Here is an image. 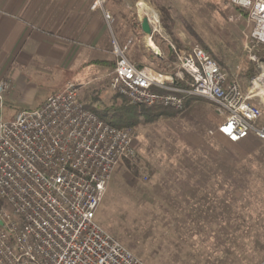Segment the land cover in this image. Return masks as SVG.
I'll return each instance as SVG.
<instances>
[{
	"label": "rangeland",
	"instance_id": "rangeland-1",
	"mask_svg": "<svg viewBox=\"0 0 264 264\" xmlns=\"http://www.w3.org/2000/svg\"><path fill=\"white\" fill-rule=\"evenodd\" d=\"M111 3H133L140 19L157 12L161 27L153 41L165 54L168 45L176 53L209 44L230 81L264 112V47L252 41L253 23L231 0ZM147 53L150 65L161 70ZM252 65L258 72L248 80L244 73ZM112 68L68 75V83L82 85L84 103L107 122L119 114L113 108L119 98L110 89ZM178 72L176 60L163 73ZM6 95L0 120H8L14 106L6 104ZM194 103L195 109L151 122L144 118L132 129L137 156L115 170L97 220L147 264H263L264 140L251 135L231 142L217 130L223 120L217 108L199 97Z\"/></svg>",
	"mask_w": 264,
	"mask_h": 264
},
{
	"label": "built area",
	"instance_id": "built-area-1",
	"mask_svg": "<svg viewBox=\"0 0 264 264\" xmlns=\"http://www.w3.org/2000/svg\"><path fill=\"white\" fill-rule=\"evenodd\" d=\"M89 2L111 33L115 94L132 104L174 109L183 108L182 94L203 98L223 118L217 130L228 140H264L262 107L204 48L176 52L178 73L136 65L127 55L132 42L122 46L115 36L110 0ZM231 3L253 23L252 41L264 47V0ZM150 13L152 34L160 32L159 14ZM178 80L188 87L177 86ZM11 86L0 81V108ZM81 92L79 82H69L40 106L0 120V264H147L97 220L115 170L137 156L133 130L86 108Z\"/></svg>",
	"mask_w": 264,
	"mask_h": 264
},
{
	"label": "crops",
	"instance_id": "crops-1",
	"mask_svg": "<svg viewBox=\"0 0 264 264\" xmlns=\"http://www.w3.org/2000/svg\"><path fill=\"white\" fill-rule=\"evenodd\" d=\"M112 1L108 7L116 19L115 36L122 46L132 42L129 59L152 67L148 50H159L155 54L165 58L162 44L153 41L154 33L143 32V19L135 17L133 3ZM90 4L89 0H0V81L11 83L5 102L14 105L8 120L62 90L71 80L69 74L110 69L111 33L102 14L92 11ZM263 122L264 116L259 123Z\"/></svg>",
	"mask_w": 264,
	"mask_h": 264
},
{
	"label": "trees",
	"instance_id": "trees-1",
	"mask_svg": "<svg viewBox=\"0 0 264 264\" xmlns=\"http://www.w3.org/2000/svg\"><path fill=\"white\" fill-rule=\"evenodd\" d=\"M153 38L157 41L159 39V36L155 34ZM204 49L208 53H210L213 57L214 56L216 57V55L211 51L209 47L206 46V48ZM165 52H166L165 58H161L157 56L155 53L151 52V56L154 59V62L157 63V65L163 69V71L162 69L161 70L156 69L160 72L167 71V68H171L173 64L175 63V61L177 60L176 53L170 47V45H168L165 48ZM110 62H111V66L115 68V62L113 61H110ZM218 64L220 65L221 68L223 67V65L220 62ZM257 72H258V69L256 65H252L249 68V70L244 73V77L250 80L254 75L257 74ZM187 76L189 77V75ZM176 85L180 87H184V88L188 87V85L185 82L180 81V80L176 82ZM154 91H157V90L154 89ZM180 96L184 99V106L181 109H174V108H166L164 106L162 107L161 105L148 107V106L140 105V104H132L127 98L117 95L116 97L119 98L117 101V104H119V106H117V110L119 111V114H116L115 116L116 118L114 121H111L108 123L113 124L117 127H122V128L126 127V128L133 129V128L138 127L142 123L144 118L145 120H148V122H151L153 121V119L155 120L159 118L160 116H169V115H174V113L176 114L178 112H183V110L187 107H190V109H195L196 105L194 102H195V99L198 97H194V96H190L186 94H182ZM86 108L98 114L95 110L91 108L89 104L88 105L86 104ZM100 117L102 118V116ZM1 204L2 202L0 201V206Z\"/></svg>",
	"mask_w": 264,
	"mask_h": 264
},
{
	"label": "water",
	"instance_id": "water-1",
	"mask_svg": "<svg viewBox=\"0 0 264 264\" xmlns=\"http://www.w3.org/2000/svg\"><path fill=\"white\" fill-rule=\"evenodd\" d=\"M142 29L143 32L147 35H152V29L149 23V19L148 18H144L142 21Z\"/></svg>",
	"mask_w": 264,
	"mask_h": 264
},
{
	"label": "bare ground",
	"instance_id": "bare-ground-1",
	"mask_svg": "<svg viewBox=\"0 0 264 264\" xmlns=\"http://www.w3.org/2000/svg\"><path fill=\"white\" fill-rule=\"evenodd\" d=\"M152 46L156 49V46L154 44H152ZM159 49V48H158ZM159 51V50H158Z\"/></svg>",
	"mask_w": 264,
	"mask_h": 264
}]
</instances>
